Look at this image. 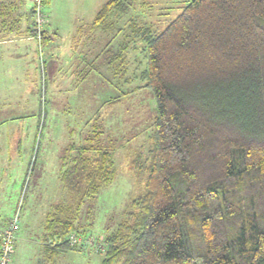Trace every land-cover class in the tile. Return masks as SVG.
<instances>
[{
	"label": "trees",
	"instance_id": "trees-1",
	"mask_svg": "<svg viewBox=\"0 0 264 264\" xmlns=\"http://www.w3.org/2000/svg\"><path fill=\"white\" fill-rule=\"evenodd\" d=\"M136 1L104 3L79 27L85 43L96 30H113ZM127 19L104 49L108 67L121 79L131 38L144 42L138 87L153 90L157 114L148 142L129 152L138 190L97 246L101 264H264V0H188L161 30L151 20ZM124 28L115 53L109 46ZM95 129L67 148L60 179L68 199L46 214L37 264H57L69 250L96 245L89 242L94 205L86 224L81 213L116 179L118 148L102 143L101 124Z\"/></svg>",
	"mask_w": 264,
	"mask_h": 264
},
{
	"label": "rangeland",
	"instance_id": "rangeland-1",
	"mask_svg": "<svg viewBox=\"0 0 264 264\" xmlns=\"http://www.w3.org/2000/svg\"><path fill=\"white\" fill-rule=\"evenodd\" d=\"M31 1L24 0L26 4ZM107 1L49 0L44 5L45 20L34 35L38 56L26 65L39 63L42 78L38 84L35 77L25 74L14 77L9 68L25 66V58L10 59L9 45H0V231L9 226L15 209L23 206L13 264H37L46 214L56 203L68 199L60 179L70 153L67 148L72 142L84 141L98 125L104 127L102 143L118 148V174L96 201H88L82 209L80 223L86 224V211L89 204L94 205L93 218L88 221L92 222L89 234L96 245L69 250L58 256L57 264H101L104 255L98 247L104 243L111 219L138 190L131 180L128 155L148 142L157 114L153 90L138 87L143 84L139 76L147 63L146 45L130 37L129 50L124 53L129 71L121 79L108 67L111 57L104 49L117 32L115 27H125L127 18L151 20L161 30L188 0H137L125 19H117L113 30H96L85 43L84 34L77 29L91 22ZM45 28L49 38L55 39V48L60 45L56 59L51 57L55 54L53 43L42 44ZM125 33L127 28L109 46L115 53L125 41ZM75 39L78 42L73 45ZM52 59L55 67L49 71Z\"/></svg>",
	"mask_w": 264,
	"mask_h": 264
},
{
	"label": "crops",
	"instance_id": "crops-1",
	"mask_svg": "<svg viewBox=\"0 0 264 264\" xmlns=\"http://www.w3.org/2000/svg\"><path fill=\"white\" fill-rule=\"evenodd\" d=\"M20 1L21 0H0V17L2 19H5L7 17V19L0 21V45H9L8 55L10 59L14 60L18 58H25V66L14 65V68H9V71L13 72L14 77L16 75L23 76L25 74L29 76V78L35 77L36 80L34 83L38 84V78H42V71H40L39 63L37 62V65L35 67H26L27 63H30L35 55L38 56V43L36 42L34 36L30 34L28 30V28L30 27V22L28 20L29 9L32 3L28 4L27 2L26 4L23 2L24 4L21 6V8L17 9L14 3H18ZM77 30L79 31V28ZM49 42L53 43L52 50L56 54V56L54 53L50 55L54 54L51 57L56 59L59 55L58 48L60 45L55 48V45L57 44H55L54 38H51ZM53 61L54 60L52 59L51 63L47 65L49 71H52V69L55 67V65L52 64ZM31 70H33V75ZM18 238L19 235L17 239Z\"/></svg>",
	"mask_w": 264,
	"mask_h": 264
},
{
	"label": "built area",
	"instance_id": "built-area-1",
	"mask_svg": "<svg viewBox=\"0 0 264 264\" xmlns=\"http://www.w3.org/2000/svg\"><path fill=\"white\" fill-rule=\"evenodd\" d=\"M35 20L37 21L38 28H42V22L45 20L44 17V5L43 0H33ZM40 36V35H39ZM41 41V40H40ZM41 55L43 54V49L40 47ZM43 59V57H41ZM20 207V206H19ZM19 209V208H18ZM20 211L18 210L13 219L10 221L9 226L0 231V264H13L14 243L17 239L18 232L20 230ZM79 238L72 236V242H77ZM91 243L93 240L89 239Z\"/></svg>",
	"mask_w": 264,
	"mask_h": 264
}]
</instances>
